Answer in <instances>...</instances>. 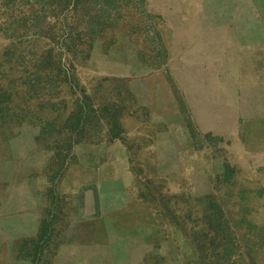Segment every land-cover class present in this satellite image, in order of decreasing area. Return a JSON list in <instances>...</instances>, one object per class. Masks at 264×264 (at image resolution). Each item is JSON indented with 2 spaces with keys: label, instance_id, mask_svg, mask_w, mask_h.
I'll return each instance as SVG.
<instances>
[{
  "label": "rangeland",
  "instance_id": "obj_1",
  "mask_svg": "<svg viewBox=\"0 0 264 264\" xmlns=\"http://www.w3.org/2000/svg\"><path fill=\"white\" fill-rule=\"evenodd\" d=\"M188 2L191 9L198 3ZM181 4L0 0V125L10 147L27 163L51 153L58 179L77 153L101 152V140L109 139L116 143L105 144L106 151L122 153V167L140 186L173 187V174L193 166L199 149L185 133L196 123L213 127L216 118L200 114L216 108L213 97L178 86L194 71V50L178 30ZM224 107L217 108L219 126ZM236 154L218 144L211 165L200 162L211 176L187 171L192 189L208 192L197 200L165 199L166 219L147 246L154 252L148 264H264V176H251L258 162ZM227 156L240 166L237 176ZM194 201L203 214L185 218ZM205 212L215 213L212 231Z\"/></svg>",
  "mask_w": 264,
  "mask_h": 264
},
{
  "label": "crops",
  "instance_id": "obj_2",
  "mask_svg": "<svg viewBox=\"0 0 264 264\" xmlns=\"http://www.w3.org/2000/svg\"><path fill=\"white\" fill-rule=\"evenodd\" d=\"M188 1L181 0L178 30L194 50V71L178 78V86L214 98L216 108L200 114L217 118L225 106V124L196 123L187 134L184 127L189 146L199 147L195 164L181 165L184 174H173V187L155 189L140 186L122 167L120 151H106L115 141L101 140V152L77 153L57 179L51 153L27 163L0 125V264H148L154 252L147 246L166 219L165 199L197 200L208 192L192 189L185 175L192 169L211 176L200 162L211 165L218 144L237 159L257 161L251 176H264V0H195L193 9ZM225 160L237 176L240 166L233 157Z\"/></svg>",
  "mask_w": 264,
  "mask_h": 264
},
{
  "label": "trees",
  "instance_id": "obj_3",
  "mask_svg": "<svg viewBox=\"0 0 264 264\" xmlns=\"http://www.w3.org/2000/svg\"><path fill=\"white\" fill-rule=\"evenodd\" d=\"M197 202L198 201H194V202H191V203H188V205L190 206V211L191 212H187V214H186V216H185V218H190V216H192L193 215V213H199V214H203V208H202V206L201 205H194V204H197ZM206 209V208H205ZM217 210V209H216ZM219 210H221V209H219ZM193 211V212H192ZM220 212H222V211H220ZM207 212H205V217L206 218H210L209 220H208V222H207V224L205 225V227H208L209 229L207 230V231H212L213 229H214V227L215 226H213V222H214V219H211V217L212 216H214L215 215V213H213V214H210V213H208L207 215ZM199 221V220H198ZM202 229L200 228V231H201Z\"/></svg>",
  "mask_w": 264,
  "mask_h": 264
}]
</instances>
